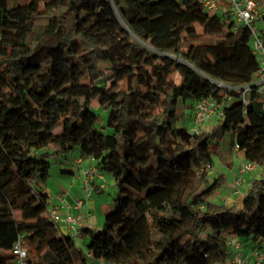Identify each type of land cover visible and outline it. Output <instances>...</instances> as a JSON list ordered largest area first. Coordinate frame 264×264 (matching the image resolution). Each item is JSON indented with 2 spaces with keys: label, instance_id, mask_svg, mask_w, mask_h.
<instances>
[{
  "label": "trees",
  "instance_id": "16d2710c",
  "mask_svg": "<svg viewBox=\"0 0 264 264\" xmlns=\"http://www.w3.org/2000/svg\"><path fill=\"white\" fill-rule=\"evenodd\" d=\"M209 25L224 37L196 42ZM250 43L248 28L238 36L201 0H0V264H16L19 236L30 264H230L231 239L263 242ZM207 98L222 113L210 131L177 126L184 103ZM227 135L263 172L231 205L209 200ZM72 151L115 186L101 229L80 231L85 251L45 215L51 162Z\"/></svg>",
  "mask_w": 264,
  "mask_h": 264
},
{
  "label": "built area",
  "instance_id": "2783aa9c",
  "mask_svg": "<svg viewBox=\"0 0 264 264\" xmlns=\"http://www.w3.org/2000/svg\"><path fill=\"white\" fill-rule=\"evenodd\" d=\"M203 9L210 16H218L223 24L230 23L231 30L237 33L240 29L238 25L243 23L242 29L248 28L251 32V49L252 53L259 62V71L256 74L252 86L257 90L261 97V103L264 108V3L262 0H201ZM261 23L262 26H258ZM249 87H246L247 90ZM244 105L246 101L243 100ZM193 126L189 129L190 133H197L200 125L204 124L213 114L221 118L222 113L216 109V102L211 99H203L193 104L192 110ZM237 151V146L234 147ZM82 159L76 157L71 165L73 169L80 168L82 171V180L80 185L86 192V199L91 198V193L96 191H104L106 189V181L104 175L95 165L82 166ZM262 170L256 164L241 161L238 163L231 182V192L236 195L240 188L245 184V176L250 173H256ZM97 181H99L97 183ZM82 200H75L69 204L61 199L56 206L46 207L45 215L57 227L60 232L61 225L66 227V232L73 238L80 237V231L85 227L84 216L81 213L74 214L73 211H81L83 208ZM231 258L230 264H248V260H253L255 264L264 263V254L259 250H254L247 257L242 253V245L236 240L229 241ZM12 254L16 258V264H30L28 262L29 252L27 244L22 236H19L14 243ZM87 257L90 258L88 254ZM96 264H102L96 263Z\"/></svg>",
  "mask_w": 264,
  "mask_h": 264
},
{
  "label": "rangeland",
  "instance_id": "374dc122",
  "mask_svg": "<svg viewBox=\"0 0 264 264\" xmlns=\"http://www.w3.org/2000/svg\"><path fill=\"white\" fill-rule=\"evenodd\" d=\"M258 26H262L261 23H258ZM239 31L237 32L238 36L242 33V27L243 23H240L238 25ZM208 35L200 38V40L196 41L199 42L201 40L210 41L212 43L218 41L219 39L223 38L225 35V31L220 30L219 28L207 26ZM177 81V76H175ZM178 82V81H177ZM124 86V84H122ZM191 102L187 101L181 106V114L182 116L179 117V120L177 122L178 127H186L187 129H191L193 126L192 122V106L190 105ZM90 110L96 114H100L105 118V113L101 111L98 103L96 100H93L90 105ZM218 115L213 114L204 124L200 125L199 130L202 131H210L211 127L215 124L216 119ZM220 119V118H219ZM107 133H111V129H107ZM236 142V138L232 137L231 135L225 136L219 143L217 150L213 156V164L211 169H208V179L209 183L212 184L219 176H223V184L215 190L211 197L209 198L210 202L217 203V204H226L231 205L234 202H241L243 195L246 192V189L248 188L249 182L252 178H259L262 177V171L259 170L256 173H250L245 176V184L240 188V191L238 194L234 195L231 192V182L234 178L235 169L237 168V165L239 162L244 160V157L241 153L234 150L233 144ZM76 152L72 151L70 154L57 158L51 162V168H50V177L48 178L45 185H43L42 190L48 191L49 198H48V204L47 207L53 206L51 204L52 200L56 198V194L60 193V189L57 191H52L57 184L59 183V180L61 178H64V186L68 189H72V192L77 193L78 195H81L80 198H85L88 202H91L92 200H96L97 197H100L99 201L96 202L98 204H104V203H112V196L115 194V189L113 190V180L107 177V181L109 182V186H106V189L100 193L96 194L95 192H92L91 198L86 199V192L80 185V188L78 189L75 184L77 182V176L80 172V170H77L75 175L70 176L65 173L64 171L69 170L68 168H72V161L76 158ZM72 181V184L70 185V182ZM109 188V189H108ZM55 204H57V200H55ZM107 211V210H106ZM104 220V219H103ZM103 224V223H102ZM100 228H96L94 231L97 232L100 230ZM61 230L64 231V226L61 225ZM240 243H246L247 245L251 247H255L257 245L259 252L264 254V241L261 242L259 245L258 243H254L252 240H240ZM74 243L77 249L85 251V244L83 243V240L78 238H74Z\"/></svg>",
  "mask_w": 264,
  "mask_h": 264
},
{
  "label": "crops",
  "instance_id": "0c3cea01",
  "mask_svg": "<svg viewBox=\"0 0 264 264\" xmlns=\"http://www.w3.org/2000/svg\"><path fill=\"white\" fill-rule=\"evenodd\" d=\"M82 168L89 166V165H96V162L94 160H92L91 158L88 157H82ZM69 170H71L72 168H68ZM73 170V169H72ZM80 170L78 176L76 177L77 182L75 184V186L79 189L80 188V183L82 178V171L80 168H76L73 170V174H67L70 176L75 175L76 171ZM236 170V169H235ZM104 179L106 181V186L109 185V182L107 181V177L104 176ZM99 181H97L98 183ZM72 184V181L70 182V185ZM58 186H56V188H54L52 191H57L58 189H60V193L56 194V198L52 200L51 204L53 206H56L60 203L61 199L64 200L66 203L72 204L74 203L75 200H82L83 201V208L81 211H73L74 214L77 213H81L84 216V225L86 228H89L90 230L94 231L96 228H100L102 227V223H103V219H104V213L106 212V210H109L112 207V203H104V204H98L96 202H98L100 199V197H97V199L94 201L92 200L91 202H88L87 200H85V198H80L81 195H78L75 192H72V189H68L64 186V178H61L59 180V183L57 184ZM83 188V187H82ZM110 188V187H109ZM108 188V189H109ZM115 189V186L113 184V190ZM247 190V189H246ZM103 191H96V194H100ZM44 193H46L48 196V191H44ZM114 196V195H113ZM112 196V199H113ZM55 200H57V204H55ZM100 202V201H99ZM61 228V226H60ZM64 233L66 232V227L64 226ZM80 238V237H79ZM80 239L83 240V238L81 237ZM231 239V238H230ZM233 240V239H231ZM230 240V241H231ZM236 240V239H235ZM238 242L240 240H237ZM239 244L242 245V253L245 257H247L249 255V253H251L254 250H258V248L255 247H251L249 245H247L246 243H240ZM248 264H255L253 262V260H248ZM264 264V263H263Z\"/></svg>",
  "mask_w": 264,
  "mask_h": 264
}]
</instances>
